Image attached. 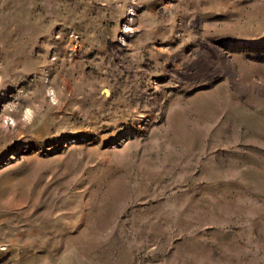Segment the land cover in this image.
Listing matches in <instances>:
<instances>
[{
  "label": "rangeland",
  "instance_id": "374dc122",
  "mask_svg": "<svg viewBox=\"0 0 264 264\" xmlns=\"http://www.w3.org/2000/svg\"><path fill=\"white\" fill-rule=\"evenodd\" d=\"M0 264H264V0H0Z\"/></svg>",
  "mask_w": 264,
  "mask_h": 264
}]
</instances>
